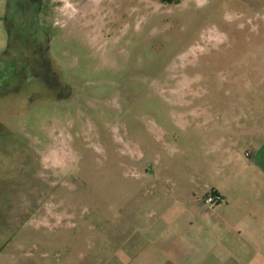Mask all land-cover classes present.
Here are the masks:
<instances>
[{"label":"rangeland","instance_id":"rangeland-1","mask_svg":"<svg viewBox=\"0 0 264 264\" xmlns=\"http://www.w3.org/2000/svg\"><path fill=\"white\" fill-rule=\"evenodd\" d=\"M255 123L264 0H0V262L264 264L198 205Z\"/></svg>","mask_w":264,"mask_h":264},{"label":"crops","instance_id":"crops-1","mask_svg":"<svg viewBox=\"0 0 264 264\" xmlns=\"http://www.w3.org/2000/svg\"><path fill=\"white\" fill-rule=\"evenodd\" d=\"M248 126L244 127L246 130L244 138L249 146L248 151L245 152L247 161L238 166L236 164L237 167H234L229 175L228 173L223 175L225 185L212 187L211 192L220 195L225 202L218 204V207L212 210L204 203L198 202V205L208 211L207 225L224 236L225 242L232 244V248L239 252V256L249 257L250 262H264V125L255 123ZM201 216L191 215L188 224L190 226L184 228L182 232L178 230L180 234L174 232L167 248L175 249L176 244L181 242L184 243V248L190 245L189 249L201 251L206 240L204 237L194 236L195 233L191 232L196 231V228L193 230L194 220L199 225L198 231L204 227ZM174 235L177 236L176 239ZM155 242L151 239V243ZM150 259V262H115V264H190V262H157L152 254ZM0 264H105V262H0Z\"/></svg>","mask_w":264,"mask_h":264},{"label":"built area","instance_id":"built-area-1","mask_svg":"<svg viewBox=\"0 0 264 264\" xmlns=\"http://www.w3.org/2000/svg\"><path fill=\"white\" fill-rule=\"evenodd\" d=\"M224 202L225 200L220 195L213 192L209 193L204 199V203L208 206H215Z\"/></svg>","mask_w":264,"mask_h":264},{"label":"flooded vegetation","instance_id":"flooded-vegetation-1","mask_svg":"<svg viewBox=\"0 0 264 264\" xmlns=\"http://www.w3.org/2000/svg\"><path fill=\"white\" fill-rule=\"evenodd\" d=\"M42 1H43V0H41V5H42ZM10 2H11V0H10ZM40 9H41V8H40Z\"/></svg>","mask_w":264,"mask_h":264}]
</instances>
